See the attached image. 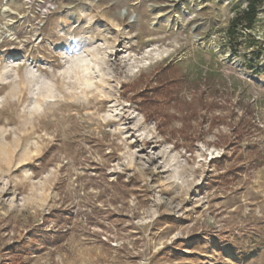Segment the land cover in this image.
<instances>
[{
	"label": "rangeland",
	"instance_id": "rangeland-1",
	"mask_svg": "<svg viewBox=\"0 0 264 264\" xmlns=\"http://www.w3.org/2000/svg\"><path fill=\"white\" fill-rule=\"evenodd\" d=\"M250 1L0 0V264H264Z\"/></svg>",
	"mask_w": 264,
	"mask_h": 264
},
{
	"label": "trees",
	"instance_id": "trees-1",
	"mask_svg": "<svg viewBox=\"0 0 264 264\" xmlns=\"http://www.w3.org/2000/svg\"><path fill=\"white\" fill-rule=\"evenodd\" d=\"M260 3L261 0H251L248 6L243 11H241V15L233 21L232 26L230 27V31L232 32L234 27L240 24L242 25L244 23H245V27L247 28L253 27L255 22L257 21V12H258L257 10ZM251 41H254L253 43H255V39H252ZM251 43L252 42H250V44ZM262 50H263L262 47H260L258 52H261ZM179 78L180 76L178 75V69L174 63L168 64L165 68L158 69L152 75V78H150L149 81L146 82L147 84L145 85L144 90L139 94V97H141L142 99L141 101L148 102V107L150 109H153L154 105L156 104L163 105L164 101L168 102L170 100L171 101L176 100L179 94L177 95L172 91L171 85L173 83H176L177 80H179ZM145 80H147V78L143 76V78H141L142 83ZM180 100H182L181 97ZM199 101H201L202 105H206L208 103L206 98L203 97H201ZM191 103L192 101L190 100L189 104ZM212 105L213 102H210L209 106ZM192 111L195 110L193 109ZM156 113L157 110L155 112H153L152 110L150 114L149 113L147 114V117L155 118L157 122V127L161 129L162 127L161 115L158 114L157 116ZM241 140H242V136L239 132L236 136V142H240Z\"/></svg>",
	"mask_w": 264,
	"mask_h": 264
}]
</instances>
